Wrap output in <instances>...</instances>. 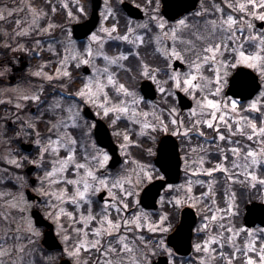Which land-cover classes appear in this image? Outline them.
Wrapping results in <instances>:
<instances>
[{
    "label": "snow or ice",
    "instance_id": "snow-or-ice-1",
    "mask_svg": "<svg viewBox=\"0 0 264 264\" xmlns=\"http://www.w3.org/2000/svg\"><path fill=\"white\" fill-rule=\"evenodd\" d=\"M86 9L0 5V264H264V0H103L77 42Z\"/></svg>",
    "mask_w": 264,
    "mask_h": 264
},
{
    "label": "water",
    "instance_id": "water-1",
    "mask_svg": "<svg viewBox=\"0 0 264 264\" xmlns=\"http://www.w3.org/2000/svg\"><path fill=\"white\" fill-rule=\"evenodd\" d=\"M97 4H99L101 7L102 0H92L91 16L87 20L83 22L75 23L73 25V33H74L75 39L79 40V39L85 38V36L81 34L83 32V29L80 27L81 25L85 23H90L92 26V30H94L97 27L98 22H99V9H100V7H97ZM136 18H142V17L137 16ZM247 71H250V70H247ZM231 85H232V82L230 80L229 87H231ZM229 95H231V93H229ZM242 98L248 99L251 97L245 95ZM173 142L174 140L168 141L169 143L168 147L166 145L167 142H162L158 150V155L160 154V151L162 149L165 151L171 150V146ZM177 163L178 161L174 158L173 159L174 168H176ZM180 174H181V170L179 168L174 173L175 178L172 182L177 183L180 180ZM155 190L156 189H153V191ZM197 219L198 218L194 215V210H191L188 208H185L182 210L181 219H180L179 224L177 225L175 230L172 233H170V236L172 237V240L174 241L173 247H176V244L179 243L181 246V249L187 248V241L189 238V232H188L189 226L194 228L195 222H197ZM262 222H264V202L254 201L252 203H249L246 206V213L244 215V223L247 224V226L249 227H253V226H256L258 223L264 226ZM177 229H179V232L176 231ZM190 251H191L190 248H188L187 251L181 250L179 252V255H188V252ZM156 264H165L164 257L162 256L158 257V259L156 260Z\"/></svg>",
    "mask_w": 264,
    "mask_h": 264
},
{
    "label": "flooded vegetation",
    "instance_id": "flooded-vegetation-1",
    "mask_svg": "<svg viewBox=\"0 0 264 264\" xmlns=\"http://www.w3.org/2000/svg\"><path fill=\"white\" fill-rule=\"evenodd\" d=\"M83 2L84 3H86V5H87V11H88V17H86V18H81V21H85V20H87L90 16H91V13H92V0H83ZM137 2H139V0H137ZM12 3V0H0V5H3V4H11ZM103 7V0H102V5H101V7H100V10H101V8ZM100 10H99V13H100ZM124 11H126V10H124V9H121V12H124ZM163 11V10H162ZM137 19H140V18H137ZM80 22V21H79ZM123 22V21H122ZM99 23H100V21H99ZM99 23H98V26H99ZM97 26V27H98ZM71 28H72V30H73V23L71 24V26H70ZM39 61H37V60H34V61H32V63L33 64H35V63H38ZM229 85H230V81H229ZM170 140H176V138L175 137H170V136H165V135H162L161 137H160V139L157 141V144H156V148L154 149V151H158V149H159V147H160V144L162 143V142H167L166 143V145H167V147L169 146V143H168V141H170ZM180 170H181V174H180V178H183V171H182V168H180ZM245 209H246V206H245ZM180 217H181V211H180V216H179V219L178 220H180Z\"/></svg>",
    "mask_w": 264,
    "mask_h": 264
},
{
    "label": "rangeland",
    "instance_id": "rangeland-1",
    "mask_svg": "<svg viewBox=\"0 0 264 264\" xmlns=\"http://www.w3.org/2000/svg\"><path fill=\"white\" fill-rule=\"evenodd\" d=\"M79 21H81V19L78 20V21H77V20H72L71 23H70V25H69V27L71 26L72 23L79 22ZM258 200H259V199H258ZM251 201H252V200H251ZM251 201H249V202H251ZM247 203H248V202H247ZM247 203H245V205H246ZM179 214H180V212L176 215V218L173 220L174 225L177 223L176 221H178V216H179ZM174 225H173V226H174Z\"/></svg>",
    "mask_w": 264,
    "mask_h": 264
},
{
    "label": "trees",
    "instance_id": "trees-1",
    "mask_svg": "<svg viewBox=\"0 0 264 264\" xmlns=\"http://www.w3.org/2000/svg\"><path fill=\"white\" fill-rule=\"evenodd\" d=\"M66 14V13H65ZM253 200H258V199H253ZM244 206H245V203H241L240 204V209H241V220L243 219V212H244ZM243 221V220H242Z\"/></svg>",
    "mask_w": 264,
    "mask_h": 264
}]
</instances>
